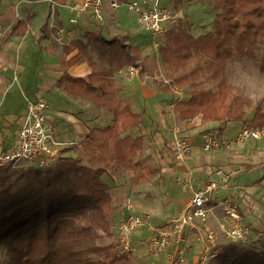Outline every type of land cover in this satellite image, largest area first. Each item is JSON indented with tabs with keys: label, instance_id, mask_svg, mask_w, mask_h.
<instances>
[{
	"label": "trees",
	"instance_id": "obj_1",
	"mask_svg": "<svg viewBox=\"0 0 264 264\" xmlns=\"http://www.w3.org/2000/svg\"><path fill=\"white\" fill-rule=\"evenodd\" d=\"M213 11L211 29L202 34L193 35L185 18L168 27L158 58L162 71L172 75L165 76L168 83L158 81L159 88L172 93L174 86L187 87L188 97L173 104L178 118L218 123L219 135L231 121L264 127V110L226 75L229 60L257 52V67L264 72V0H215ZM72 45L78 51L66 65L87 62L91 70L86 76L64 71L56 85L107 109L112 120L62 146L51 166L0 167V246L6 256L0 264H137L116 245L117 206L105 176L119 165L141 167L135 157L144 137L128 133L141 125V114L122 104L114 75L138 65L143 53L127 33L107 37L86 31ZM107 238L112 241L104 242ZM251 247L241 246L250 250L238 252L233 264H264V241L259 249Z\"/></svg>",
	"mask_w": 264,
	"mask_h": 264
},
{
	"label": "built area",
	"instance_id": "obj_2",
	"mask_svg": "<svg viewBox=\"0 0 264 264\" xmlns=\"http://www.w3.org/2000/svg\"><path fill=\"white\" fill-rule=\"evenodd\" d=\"M109 1L112 8L121 3L120 0ZM125 4L140 30L147 34L151 50L158 57V48L168 27L185 18L183 6L175 0H125ZM69 8L70 26L55 27V40L59 43L80 36L76 28L80 20L104 21L102 0H78ZM124 69L128 78L137 77L140 73V65L130 64ZM143 78L168 83L160 64L152 75L145 74ZM172 89L182 95L180 88L174 86ZM47 108L44 95L28 100L13 147L0 149V167H48L57 161L59 150L64 145L53 134V125L45 114ZM263 138L264 127H241L232 137L220 136L218 131H206L201 136L200 148L202 152L214 153L237 147L250 139ZM171 140L173 160L185 164L193 151L192 140L182 135L178 127L172 129ZM241 172L242 169L235 165L218 166L207 176H195L193 169L187 167L178 183L188 196L182 207L162 223L152 222L147 212L137 213L131 197L122 195L117 202L120 211L116 236L119 250L125 255L135 254L139 244L135 235L142 228L147 241L145 254L160 258L161 264H209L226 243L250 246L254 241L253 229L245 221L237 197L234 194L218 196L219 190H228L229 182ZM232 188L240 190L239 185Z\"/></svg>",
	"mask_w": 264,
	"mask_h": 264
},
{
	"label": "rangeland",
	"instance_id": "obj_3",
	"mask_svg": "<svg viewBox=\"0 0 264 264\" xmlns=\"http://www.w3.org/2000/svg\"><path fill=\"white\" fill-rule=\"evenodd\" d=\"M214 2L215 0H181L179 2L175 0V3H180L183 6L185 12L183 24L193 35L196 36L211 29ZM114 11L107 13L103 23H98L100 30L107 37L127 33L129 35V43L137 45L143 52L145 63L143 64V60L138 63V65H141L142 76L145 74L152 75L158 66L156 62L158 57L151 50L147 34L140 30L134 15L127 10L125 1H122L117 8H114ZM259 56L260 52H257L254 56L234 57L227 62L226 75L228 80L242 94L253 99V106H260L264 110V72H261L257 67ZM36 59V63L30 65L23 74L24 80H28L31 77V85L35 84V81L40 77V73L41 79L43 77L40 52H38V58ZM124 70L122 69V72L116 75L119 79L124 78ZM162 73L166 77H171L172 75V71L166 68ZM15 75L20 76L22 72L18 71ZM152 80L155 86H159L157 80ZM13 82V90L15 89L18 92L17 94L21 101L24 100L25 102L24 97L31 96L38 91L36 87L28 85L29 91L21 93L15 83L16 81L13 80ZM203 85L206 86V83ZM178 88L182 90V95L175 93L173 89L172 93L162 91L147 100L145 109L143 106L140 109L144 127L142 126L133 135H144V148L135 157V160L140 162L141 167L138 169H125L119 165L114 171L109 172V176H105V180L110 184L113 205L117 206L120 197L128 194L135 204L136 212L149 213L152 222L166 220L168 216L179 210L188 196L187 193L181 190L178 183L181 172L178 170L177 165L169 163L173 160L172 154H170L168 149L172 145V129L178 127L182 135L187 136L189 139L194 137L196 139L195 143L199 147L201 136L204 132L217 131L219 128L218 125L214 124L208 128L192 129L194 126H202L199 116L190 120L188 124L182 123L173 105L171 109L166 105L167 102L174 104L176 100L188 97L187 87L179 86ZM5 107L4 104L0 124L11 121L5 115L7 110ZM161 108L165 110L163 113L160 112ZM252 111V107L247 109L248 117L251 116ZM20 126L17 122L11 124V131L18 133ZM241 127H244L241 122H227L223 124V131L220 136L232 137ZM183 128L189 129L188 131H183ZM201 158L202 162L208 164V171L214 167H225L226 165H235L242 169L241 174L229 182V189L219 190L218 196L234 194L237 197L244 219L253 229L254 241L250 245L255 249H259L264 241V138L250 139L237 147L226 148L214 153L205 152L198 159ZM188 163L193 166L195 162ZM194 174L195 176H200L202 173L195 172ZM233 185H239L240 190H234L232 188ZM113 214H115L113 223L117 222L118 224V217L120 216L118 207L114 208ZM116 239L117 237L115 238L117 245ZM135 239L139 241L138 251L128 256L133 263L161 264L160 258H151L145 254L147 241L144 228L135 235ZM103 241L111 242L112 238H107ZM231 245L234 247H231ZM243 249L250 250V248H241L239 245L226 243L220 254L211 260L209 264H233L237 253L242 252ZM5 258V251L0 246V263H3Z\"/></svg>",
	"mask_w": 264,
	"mask_h": 264
},
{
	"label": "crops",
	"instance_id": "obj_4",
	"mask_svg": "<svg viewBox=\"0 0 264 264\" xmlns=\"http://www.w3.org/2000/svg\"><path fill=\"white\" fill-rule=\"evenodd\" d=\"M75 1L78 0H0V117L2 107L5 104L7 109L5 115L11 120L0 124V149L2 150L13 147L18 133L11 131V124L16 122L19 123V126L22 124L27 111L28 100L38 95H44L47 99L46 117L53 125L55 138L63 145L81 141L91 128L103 127L111 123L112 114L107 109L98 106L83 95L70 94L56 85L57 79L64 71L74 76H86L91 70L87 62L66 65V61L78 51L72 45L74 38L64 43L55 40V27L57 25L70 26L68 23V18L71 15L69 6ZM102 1L105 20L108 12L115 11L110 6L109 0ZM99 24L92 19L80 20L76 28L80 35L86 31L102 32L106 35L100 30ZM14 31L16 32L14 33ZM38 52H40L42 58L41 70L43 77L41 79L40 73V77L35 81V84L31 85V77L24 80L23 74L30 65L36 63ZM142 60L144 64V57ZM156 62L159 64L158 58ZM122 69L114 75L118 97L123 105H129L134 111L141 114L140 109L142 106L145 109L147 100L153 95L161 93L162 90L159 86L153 84L151 78H143L141 67L137 77L128 78L124 75V78L119 79L116 75L122 72ZM18 71L22 72V75L16 76L15 73ZM13 80L16 81L15 83L21 93L29 91L28 85L36 87L38 91L31 96L24 97L25 102L24 100L21 101L18 92L15 89L13 90ZM166 105L171 109L173 104L167 102ZM164 111V108L160 109L161 113ZM189 121L183 120L182 123L188 124ZM214 124L220 126L215 122H207L202 126H194L192 129L208 128ZM142 126L144 127L143 122L140 126L129 130L128 133L134 136L133 133L140 130ZM188 129L183 128V131H188ZM139 135L144 137L143 134ZM190 139L192 140L193 151L186 163H177L174 160L169 163L177 165L181 177L185 175L187 167H191L194 173H202L200 176H207L212 173L215 167L208 171V164L202 162V158L198 159L205 152L201 151L200 146L197 147L194 137H190ZM168 149L172 154V145ZM188 162L195 163L190 166ZM227 166L232 165H226L225 167Z\"/></svg>",
	"mask_w": 264,
	"mask_h": 264
}]
</instances>
